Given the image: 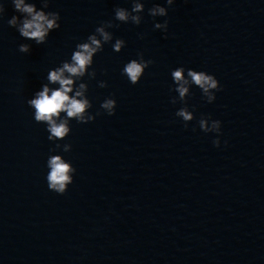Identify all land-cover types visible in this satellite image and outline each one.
<instances>
[{"label": "water", "instance_id": "95a60500", "mask_svg": "<svg viewBox=\"0 0 264 264\" xmlns=\"http://www.w3.org/2000/svg\"><path fill=\"white\" fill-rule=\"evenodd\" d=\"M7 2L0 20V264H264V0H175L167 38L146 14L163 0H146L139 26L111 29L126 46L116 53L106 44L96 54L97 79L108 86L90 81L88 96L95 113L113 95L116 111L71 121L65 139L72 150L63 155L77 171L63 195L47 189L53 144L25 101L48 68L112 19L114 7L130 5L52 0L61 26L25 54L17 45L31 42L7 25ZM137 51L153 63L132 85L120 68ZM181 64L221 85L211 104L192 89L196 119L187 127L174 115L180 103L169 102V73ZM201 114L222 122L220 147L200 131Z\"/></svg>", "mask_w": 264, "mask_h": 264}, {"label": "clouds", "instance_id": "9594fccd", "mask_svg": "<svg viewBox=\"0 0 264 264\" xmlns=\"http://www.w3.org/2000/svg\"><path fill=\"white\" fill-rule=\"evenodd\" d=\"M52 0H10L13 14L6 23L15 29L23 41L17 45L20 53H29L32 44L43 45L47 42L50 33L60 28L61 16L59 11L50 10ZM129 7L116 6L113 8L112 19L100 22L84 39L75 43L70 55L54 67L47 70L44 82L33 91L25 103L31 110L32 119L44 125L47 140L53 147L45 160V182L47 189L63 195L73 183L76 168L72 162L65 159L63 154L72 150V144L66 141L71 132V121L87 124L101 113L112 116L115 114L117 101L113 95L105 96L99 102L95 113L90 111L93 104L89 99V82L95 80L98 88H106L105 79H97V70L93 66L96 54L102 52L106 44H110L113 52L119 53L126 41L114 37L111 29L119 27L121 23L139 26L145 15L146 0H128ZM175 0L153 2L146 10L147 16L153 19V30H159L165 38L168 35V11ZM7 0H0V20L4 19ZM163 18L158 20L156 18ZM115 22V23H114ZM143 39L144 34L138 33ZM153 63L146 59L142 51H137L134 58L128 59L120 68V75L128 83L135 85L140 82L145 70ZM106 74V70H101ZM171 84L169 102L172 105L180 103L174 115L179 118L185 127L196 119L195 105L189 106L188 99L192 96V89L198 88L201 98L208 104L216 100V93L221 85L216 76L203 69L197 70L177 65L170 70ZM201 132L212 133L214 147L221 145V121L212 116L201 114L196 121ZM195 131V127L192 129ZM61 141H64L61 143ZM227 144V141H224Z\"/></svg>", "mask_w": 264, "mask_h": 264}]
</instances>
